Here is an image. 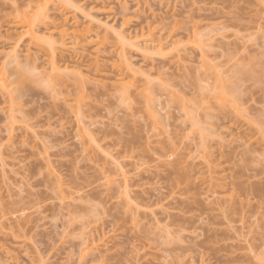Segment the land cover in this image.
<instances>
[{"label": "rangeland", "instance_id": "obj_1", "mask_svg": "<svg viewBox=\"0 0 264 264\" xmlns=\"http://www.w3.org/2000/svg\"><path fill=\"white\" fill-rule=\"evenodd\" d=\"M44 2L0 0V50H8L15 5L35 9ZM47 6L51 20L37 28L53 31L52 38H59L55 24L64 16L69 23L75 16V31L89 25L104 37L55 56L93 79L83 93L72 79L51 90L50 79L39 75L19 89L14 84L13 94L3 91L8 97L0 92V264H264V83L240 80L233 97L223 83L232 86L238 53L264 60V0H52ZM106 26L137 33L132 44L140 48L149 29L166 43L138 50ZM27 46L20 40L18 54L30 70ZM96 47L105 58L99 73L110 78L95 74L100 66L89 62ZM37 50L31 47V55ZM118 54L132 63L127 72L140 71L134 79L122 73L121 82L135 85L125 97L111 85L121 71L111 66ZM204 63L212 67L208 73L217 69L228 80L218 84L231 94L222 103L219 80L204 76ZM202 88L216 90H208L210 98L223 96L198 109L206 102Z\"/></svg>", "mask_w": 264, "mask_h": 264}, {"label": "bare ground", "instance_id": "obj_2", "mask_svg": "<svg viewBox=\"0 0 264 264\" xmlns=\"http://www.w3.org/2000/svg\"><path fill=\"white\" fill-rule=\"evenodd\" d=\"M48 1H52V0H46V2H44L42 4H36L35 9L31 8L33 6V4H31V3L27 4V7H28L27 9H21V10L19 9V6L15 5L14 10L16 11V15L14 16L15 17V20H14V23H13L14 24V29L11 32L8 33L9 36H10L9 38L11 40L6 43L8 45V50H6V51L0 50V52H1L0 55L2 54V56H3V58L1 56V59H0V87H1L0 90L2 89V91H0V92H2V94L6 95L7 97H8L7 94H13V89L15 88L14 90H16L18 87L20 88L21 85L23 86L25 80H28V79L37 82V81H40L42 79L46 80L48 78L50 80L49 81H45V82H47L46 87H49L51 90H53V89L55 90L54 85L56 86L57 85L56 83L60 84L61 82L65 81V80L72 79V81L77 84V86L79 87V90H81L82 93L85 91L86 83H88V81L91 80V79H89L90 76L84 75L80 70L71 67V65H69L68 63H64L63 65H60L56 61V57L55 56L59 52L61 53V52H63V50H66L69 47H73L74 49H77L80 46L84 47L86 44H90V43L91 44L92 43L99 44V42L102 43L103 40L102 39L99 40V37L103 38L104 36L102 34L100 36L99 33H98L99 31H97V30L96 31L94 30V32H92L91 29H90L91 26H89V25L88 26H84L80 30L77 29L78 31H75L73 28L79 27V26H77V20L75 19V16L73 17V23H69V20H68L69 17L68 16H64L63 20L59 24H55V27L59 28L57 30L59 38L58 39L57 38H52L49 35V33L52 34L53 31L48 33V30H46V29H41L40 30L39 28H37L39 23H47V21L49 20L48 12H47V9H48L47 3H48ZM137 3L135 2L134 5H137ZM123 6H126V4H124ZM127 7L128 6L125 7L126 8L125 11L129 10V9H127ZM125 8H123V10ZM85 15H87V14H85ZM88 15H89V13H88ZM104 17L105 16H103V18ZM91 18H93V17L91 16ZM91 18H89V20H91ZM107 18H108V16H107ZM102 21H104V20H102ZM102 21L96 20V22L99 23L100 26H102V24H103ZM106 21H104V25H106V23H107ZM91 22H92V20H91ZM108 30L109 31L113 30L114 34H117V37H119V39H120V41L122 42L123 45L128 43L127 45L130 44L129 46L132 45L131 47H135V48L137 47L136 49H138V50H145L146 48L147 49L150 48V50H161L163 48L164 44L166 43V42H163V38H161V36L153 37L152 36L153 33L150 32V29H149L148 37L146 38V40L143 41L144 44L141 43L142 44L141 45L142 48L144 47L142 49V48H140V45H137V46L134 45L133 46V44H132V43L135 44V42L140 40V37L138 38L139 35H137V33L136 34L134 33L135 35H133V36L131 34H129V36H126L127 34L124 35L121 32H116L115 28L113 29L112 26H110V27L106 26L105 32L107 33ZM39 31H42V32L40 33ZM121 31L123 32V30H121ZM23 38L27 39V45H28L27 48H26V52L23 53V55L26 56V57H24V62L26 63V65L28 64L29 66L31 64L30 70L28 68L26 69L25 67L22 68L23 67V66H21V62L22 61H21V59L19 57L20 54H18V53H20V51L18 49L19 48V42ZM261 40L264 41L263 37L261 38ZM129 41H131V42H129ZM176 41H172L173 45L174 44L175 45H179L180 44V43L176 44ZM263 41H261L262 45L264 43ZM141 42H142V40H141ZM242 42L243 41H241L240 43H242ZM237 43L235 42L237 47L241 45V47L244 48V46L246 45L245 42H243V44H240L237 41ZM244 43H245V45H244ZM32 45L35 46V50H36V47H37V49L39 51H41V53L37 50L38 52L35 51L36 53L34 55L32 54L33 55L32 56L31 53H30V48L33 47ZM83 50H84V48H83ZM97 50H98V48H97ZM97 50L95 49L94 52L92 53V55L90 56V58H88L89 62L91 60L90 64H93V66H95L94 64L96 63V67H98V69H99V66H100L99 70H96L97 68H95V70H96V72L94 70L95 74L96 73L98 74L100 72V70H102V68L104 66L103 65L104 63H100V62H103V60L105 59V58H103V59L100 58L101 56L102 57H104V56L99 53V50L98 51ZM24 51H25V49H24ZM33 52H34V50H33ZM179 52L180 51H178L176 53V56H178L179 58H182L180 56L181 54ZM37 54H40V55L43 54L41 56H43L45 60L43 58H42V60L47 62L48 68H49L48 72H46L45 69L40 70L41 68H39V65L36 62L37 59H40L39 58L40 56H38ZM238 54L236 56L237 58L235 57V59H237L236 61H237L238 64H236L235 60H234L235 64L233 63V66L237 65L238 67L234 66L232 68V69L235 68V74H233L234 71H233V73L230 72L233 75H235V77H233V78H235V80H234L235 82L232 80L233 78L231 79L233 81V83L231 82V84L233 86V87L231 86L232 88L230 87V84H227L226 82H223V78L225 80L224 76L221 77L223 72H222V74H219V73H221V71H219V70L216 71L217 69L216 70L213 69L214 71L212 70L211 71L212 73L210 72L212 74L211 75L210 73H208L209 72L208 70H211L212 67L211 68L208 67L207 65H205V63L200 65V66H202L204 68L199 66L200 68L203 69L201 72H203L205 74L204 75L205 77H212L214 80H217V81L219 80L217 84L216 83L214 84L216 86V90H217V86H218V88H220V86H221V85H218V84L220 82H223L226 86L227 85L229 86V88L227 86V89H230V93L234 92L235 89H236L237 93L239 94V92L241 91V87H242V85L239 82H242L243 79L250 80V77L251 78L253 77L254 81H258V82L263 81V83H264V71H263L264 69H262V66L264 67V60H262V62H260V60L256 61L254 59H250L251 57L248 58V56H250V55H248V53L243 54V55L240 53L241 56H239V57H238ZM184 55L186 56V54H184ZM115 56H116V58H115L116 60L114 59L113 61H111V66H120L121 67V71L118 72V76L117 77H114V79H115V81H117V83L113 82V83H111V85L122 87V94L121 95L125 97V96H128L129 93H130V90H129L128 87L129 86L130 87H134L135 86L134 84L129 85V83L131 81L130 82L127 81L126 83H123V82H121L122 80H120L121 77H122V73L123 72H124L123 75H125V73L127 71H131V69L129 68L131 65H128L130 63L128 61H130V60H128L127 57H126L127 58L126 59L125 56L121 55V54L120 55L118 54V55H115ZM100 60H102V61H100ZM200 61L202 62V60H200ZM256 62H258V63L260 62L261 63L260 65H262V66L259 65V67L257 68L258 63H256ZM25 63H24V65H25ZM97 64H98V66H97ZM100 64H102V65H100ZM130 64H132V63H130ZM253 64H254V66L256 65L255 66L256 69H254L255 67H253ZM10 66L11 67L13 66V68H11ZM258 69L261 71L260 74L263 76L262 80L258 79V77L255 74V72L258 74V72H259ZM124 70H126V71H124ZM28 72H30V73H28ZM137 72H140V71L136 70V72H135L132 69V72H127V74L130 73L133 76V77L132 76L131 77L134 79V74H136ZM146 72H148V70ZM206 73H207V75H206ZM28 74H30L31 77H33V76H35V77H33L31 79L28 76ZM130 74H128V75H130ZM149 74H151L150 70H149ZM208 74H209V76H208ZM232 74H231V76H232ZM10 75H15V77L13 76L12 79H9ZM36 75H39L38 78L39 79L41 78V79L39 80ZM99 75H101V73H99ZM104 75H105L106 78H110V77H107L106 74H102L101 76H104ZM96 76H98V75H96ZM231 76L230 77L228 76V78H231ZM221 79H222V81H220ZM8 80H15V81H12L13 84H11V82L8 81ZM240 80H242V81H240ZM42 81H44V80H42ZM91 81H93V79ZM217 81H215V82H217ZM225 81H228V80H225ZM48 82H49V84H48ZM118 82H120V83L118 84ZM238 83H239V86L237 85ZM14 84H15V87L13 88ZM215 86L213 88H211V89H214ZM22 88L23 87H21V89ZM136 88L137 87H135V89ZM233 88H235V89L233 91H231ZM21 89L19 90L20 92H21ZM202 89L205 90V91H203V93L205 92L203 97L205 96L204 99H206L205 100L206 102L203 103L204 102L203 101V102H200V104H197L198 105V109H199V106L208 107L209 104H207V103H208L209 99L214 98L215 100L216 99L218 100V97L224 95V98L223 97L219 98V100L222 103V101L225 99L226 96L228 97V96H231V94H232V97H233V96H235L234 94L236 93V91H235L234 93H231V94L229 93V95H226V94H228L229 90H226L225 87H224V89H225L224 90L225 94H224L223 91H222L223 89L221 87L220 88L221 91H220V89H218V91H220V93H223V95H221L218 92L220 94V96L218 94L217 98H216V97H214L215 95L212 94L213 96H212V98H210L212 91L215 92L216 90H210L209 88H202ZM208 90H210L211 93ZM3 91L7 92V94L5 92H3ZM206 94L207 95L210 94V95L207 96ZM216 94H217V92H216ZM145 95L149 99V96L147 94H145ZM9 96L11 97V95H9ZM82 97L79 96V100ZM232 97H230V99H229L230 101H232L231 100ZM12 98H13V95H12ZM221 99H223V100H221ZM219 100L217 101V103L219 102ZM229 100H228V98H226L225 102H227ZM148 101H150V100H148ZM148 101H146V102H148ZM233 101L231 102V104L233 103ZM77 102H79V101H77ZM196 103H197V101H196ZM233 105H235V108L237 107L235 102L233 103ZM70 106L73 107L74 105H70ZM236 109H238V107ZM76 111H78V109H76Z\"/></svg>", "mask_w": 264, "mask_h": 264}]
</instances>
